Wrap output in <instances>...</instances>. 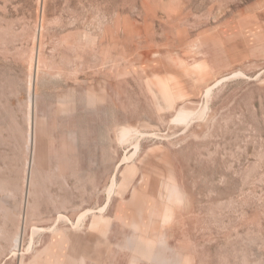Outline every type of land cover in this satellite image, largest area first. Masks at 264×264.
Listing matches in <instances>:
<instances>
[{
    "label": "rangeland",
    "instance_id": "obj_1",
    "mask_svg": "<svg viewBox=\"0 0 264 264\" xmlns=\"http://www.w3.org/2000/svg\"><path fill=\"white\" fill-rule=\"evenodd\" d=\"M0 264H264V0H0Z\"/></svg>",
    "mask_w": 264,
    "mask_h": 264
},
{
    "label": "bare ground",
    "instance_id": "obj_2",
    "mask_svg": "<svg viewBox=\"0 0 264 264\" xmlns=\"http://www.w3.org/2000/svg\"><path fill=\"white\" fill-rule=\"evenodd\" d=\"M31 97H33L32 95H31ZM180 113V117H181V119H185V117H186V115L185 114H187V113H181V112H179ZM31 129V128H30ZM128 132V131H127ZM124 133H125V131H124ZM33 136V135H32ZM34 139V138H33ZM30 140V139H29ZM32 140V139H31ZM30 142V141H29ZM32 143H33V140H32ZM34 145V144H33ZM34 147H32L31 149H33ZM31 153V152H30ZM33 153V152H32ZM33 156V155H32ZM31 158V157H30ZM31 160V159H30ZM32 162V161H31ZM33 166V165H32ZM27 168V167H26ZM28 177H27V179L25 178V183H26V187H27V195L29 194V185H30V178H29V176H30V169H31V164L28 166ZM27 171V170H26ZM27 197V196H26ZM27 202V201H26ZM26 207V206H25ZM26 210V209H25ZM22 224H24V223H22ZM24 228V227H23ZM20 230V229H19ZM18 231V230H17ZM21 235H22V232L20 233H18L16 236H15V239L13 240L14 241V245H15V243H17L18 241H19V238L21 237ZM20 243V242H19ZM21 244V243H20ZM16 246V245H15ZM14 248V247H13ZM16 248V247H15Z\"/></svg>",
    "mask_w": 264,
    "mask_h": 264
}]
</instances>
